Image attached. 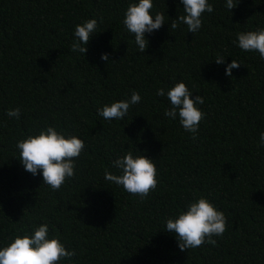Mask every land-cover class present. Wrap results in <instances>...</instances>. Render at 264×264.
<instances>
[{"label": "trees", "instance_id": "obj_1", "mask_svg": "<svg viewBox=\"0 0 264 264\" xmlns=\"http://www.w3.org/2000/svg\"><path fill=\"white\" fill-rule=\"evenodd\" d=\"M131 2L0 0V243L47 223L76 253L59 264H264V60L234 43L264 27V0H239L232 12L211 0L196 33L170 27L184 14L178 0H153L167 22L147 34L144 52L122 23ZM93 17L87 52L71 51L75 26ZM232 59L241 64L226 76ZM180 80L204 97L195 136L156 95ZM132 91L141 101L123 120L97 115ZM15 107L19 119L7 116ZM49 124L85 144L57 190L24 170L16 148ZM127 151L155 159L158 183L143 199L104 180ZM199 197L224 212L226 228L215 244L181 251L164 224Z\"/></svg>", "mask_w": 264, "mask_h": 264}, {"label": "clouds", "instance_id": "obj_2", "mask_svg": "<svg viewBox=\"0 0 264 264\" xmlns=\"http://www.w3.org/2000/svg\"><path fill=\"white\" fill-rule=\"evenodd\" d=\"M239 0H224L226 9L232 12ZM183 6V15L177 16L170 27L175 29L178 23L187 26V31L196 33L202 28L203 13L214 10L211 0H178V7ZM152 10V11H150ZM165 22L163 13L153 10V0H133L124 12L123 25L134 34L135 45L139 52L148 47V33L158 30ZM98 20L93 17L75 26L71 51L87 52V45L97 32ZM234 43L242 51H255L264 60V27L254 30L240 31L236 34ZM102 60L107 61L109 54L101 53ZM225 58L217 57V64L224 63ZM240 62L232 59L225 65L224 73L232 76V70L240 66ZM193 90L180 80L168 89L160 87L156 90L157 96H166L169 107L164 115L172 120L179 119V123L186 132L196 135L199 122L204 117L200 105L204 97L193 95ZM141 101L138 91H132L125 99L105 104L97 109V115L105 120H123L130 106ZM9 118L19 119V107L7 110ZM258 146L264 147V131L259 134ZM19 160L25 171L32 175H40L43 184L57 190L66 181L75 175V159L85 148L82 138L77 135L59 131L49 124L36 134H29L17 140ZM112 167L119 170V174L105 170L104 180L117 186H122L129 193L146 197L158 183L155 159L142 154L125 152L112 161ZM227 218L224 212L206 197H199L188 202L184 209L174 216H169L164 224V230L173 233L181 251L194 249L208 242L215 244L213 236H220L226 228ZM75 250L66 247L59 236L50 233L49 225L41 223L30 232L17 234L8 242L0 243V264H59L62 258H72Z\"/></svg>", "mask_w": 264, "mask_h": 264}]
</instances>
